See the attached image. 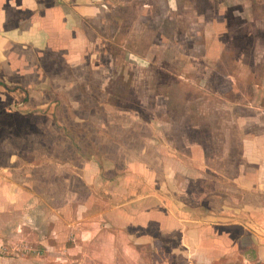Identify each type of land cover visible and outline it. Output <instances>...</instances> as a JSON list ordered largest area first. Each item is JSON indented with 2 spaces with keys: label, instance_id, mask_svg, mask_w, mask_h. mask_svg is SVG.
Masks as SVG:
<instances>
[{
  "label": "rangeland",
  "instance_id": "obj_1",
  "mask_svg": "<svg viewBox=\"0 0 264 264\" xmlns=\"http://www.w3.org/2000/svg\"><path fill=\"white\" fill-rule=\"evenodd\" d=\"M173 2L116 0L93 42L14 49L0 65V201L34 244L1 248L14 257L1 264H124L126 212L184 210L185 195L231 211L240 149L264 145V20L217 0ZM110 225L113 249L98 239Z\"/></svg>",
  "mask_w": 264,
  "mask_h": 264
},
{
  "label": "crops",
  "instance_id": "obj_2",
  "mask_svg": "<svg viewBox=\"0 0 264 264\" xmlns=\"http://www.w3.org/2000/svg\"><path fill=\"white\" fill-rule=\"evenodd\" d=\"M115 1L0 0V65L14 49L54 51L64 43H78L81 36L93 42L92 27L99 23ZM153 1L162 2L170 9L176 0ZM146 6L150 7L149 4ZM214 9L232 12L233 17L234 13L240 16V12L249 11L250 22L255 25L260 22L257 20H264V0H217ZM255 12L262 14L253 17ZM243 24V21L239 22V25ZM251 143L249 140L245 142L249 145L241 147L239 161L234 166L231 211L222 203L216 211L210 210L208 203L198 204L185 195V198H180L184 210H179L173 204L166 209L159 202L158 210L145 211L144 217L152 214L151 222L150 218L143 220L144 217H136L143 220L136 226L133 223L136 218L126 212L125 218L121 219L131 223L132 228L131 232L123 229V233H120L125 246L122 251L128 256L124 264H172L169 259L147 260L142 254V257L139 254L136 258L133 256L134 249L138 251L136 247L148 248V245H157L160 251L167 248L170 255L180 258L185 264H264V145L252 146ZM176 199L173 198L174 201ZM24 222L31 226L33 220L28 217ZM18 224L16 215L5 211L0 201V249L4 248L11 255L15 254V250L24 251L20 246L26 243L29 244L25 248L29 250L34 246L25 239V236H33L29 230L31 227L25 229ZM108 227L110 231L106 229L98 239L107 237L113 249L112 238L115 241V232H119V229L112 225ZM27 230L30 233L26 234ZM3 237L12 239L4 243ZM40 251L43 250L40 248ZM40 251L34 257L39 256ZM12 259L14 257L0 256V261ZM104 264L119 263L110 259Z\"/></svg>",
  "mask_w": 264,
  "mask_h": 264
},
{
  "label": "built area",
  "instance_id": "obj_3",
  "mask_svg": "<svg viewBox=\"0 0 264 264\" xmlns=\"http://www.w3.org/2000/svg\"><path fill=\"white\" fill-rule=\"evenodd\" d=\"M28 249L27 248H24V251H27Z\"/></svg>",
  "mask_w": 264,
  "mask_h": 264
}]
</instances>
